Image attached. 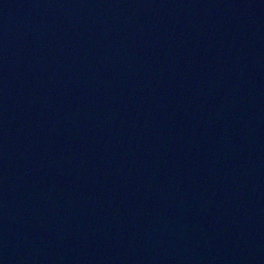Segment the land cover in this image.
I'll return each mask as SVG.
<instances>
[{
  "label": "water",
  "instance_id": "95a60500",
  "mask_svg": "<svg viewBox=\"0 0 264 264\" xmlns=\"http://www.w3.org/2000/svg\"><path fill=\"white\" fill-rule=\"evenodd\" d=\"M0 264H264V0H0Z\"/></svg>",
  "mask_w": 264,
  "mask_h": 264
}]
</instances>
